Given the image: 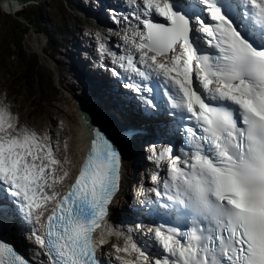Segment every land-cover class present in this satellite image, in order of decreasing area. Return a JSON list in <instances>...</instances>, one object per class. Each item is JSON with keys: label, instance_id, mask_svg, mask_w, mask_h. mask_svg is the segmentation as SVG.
<instances>
[{"label": "snow or ice", "instance_id": "6c2138e0", "mask_svg": "<svg viewBox=\"0 0 264 264\" xmlns=\"http://www.w3.org/2000/svg\"><path fill=\"white\" fill-rule=\"evenodd\" d=\"M128 4L142 28L125 32L129 50L109 53L113 63L166 85L171 114L189 122L178 154L170 146L150 149L157 168L167 164V176L163 192L147 191L174 217L172 224L149 228L159 251L143 250L107 227L121 155L99 129L74 182L57 191L69 176L58 146L0 104V196L33 224L31 237L47 257L40 264H104L97 252L111 236L123 240L112 245L119 264H264V0ZM142 99L156 107L153 99ZM151 179L161 182L159 174ZM0 264L32 262L0 238Z\"/></svg>", "mask_w": 264, "mask_h": 264}, {"label": "rangeland", "instance_id": "374dc122", "mask_svg": "<svg viewBox=\"0 0 264 264\" xmlns=\"http://www.w3.org/2000/svg\"><path fill=\"white\" fill-rule=\"evenodd\" d=\"M65 8L66 5L59 0H42L40 3H37L35 6L29 7L27 9L33 12L39 11L45 20H50L52 17H58L60 14V9L65 11L64 15H66L68 18H71L72 12H66ZM5 15L6 16H4V10L0 5V47H3L5 44L11 43L13 41L21 43L22 40H18L16 37V35H18L21 31L14 28V20L16 17L18 19L19 14H16V16H8L7 14ZM44 26L47 27L49 31H52L51 25L44 23ZM12 32L15 34V39L12 37ZM24 43L26 48L24 62L20 61L16 57H10L7 59L8 61L6 60L7 62L5 61L0 63V67H4L3 70L0 69V103L6 105L11 111L18 110L22 120L36 127H40L42 123H48L50 121L51 124L53 123L52 125H56L58 122L62 123L63 121L61 118H63L67 124V131L69 133L70 140H75L78 135L77 130L80 133H82V131L79 129L78 125L79 115L76 109L75 101L72 97L73 93H69L67 91L72 90L70 84H73L75 81L72 80L71 75L67 73V71H58V74L53 73V70L55 69L54 60H47V58L42 53L44 50H41L44 47L46 48L45 39L43 37L33 34V40L26 39V41L24 40ZM59 44H65L61 38H59ZM34 53L39 54L40 58L38 59ZM4 56H7L6 51L2 52L1 54V57ZM59 58L63 59V56H60ZM25 65L37 66V69L34 68L33 72H29L32 78L28 81V84L30 83V87H28V93H40L39 88L34 87L30 82L32 81L34 84H36V80L40 81V87L50 101L48 102V106L41 105L37 110H34V106L32 105L30 98H27V91H24L22 88L18 90L16 88L13 89V87H2V83L8 80L7 74H18L24 69ZM53 74L54 78L51 80V75ZM1 75H3L5 80H3ZM66 77L67 80L65 79ZM61 78L65 79L64 84L61 83ZM57 88H59V90H57ZM53 90L58 91V94H55ZM58 108H60L62 112H60ZM73 115H75L77 119ZM65 117L70 121H68ZM72 117H74L73 120ZM50 123H48V129L50 128ZM71 131L74 134V138ZM83 135L80 134L79 139H82ZM68 143L70 142L68 141ZM70 146L72 149L77 150V143L74 146L73 144Z\"/></svg>", "mask_w": 264, "mask_h": 264}, {"label": "trees", "instance_id": "16d2710c", "mask_svg": "<svg viewBox=\"0 0 264 264\" xmlns=\"http://www.w3.org/2000/svg\"><path fill=\"white\" fill-rule=\"evenodd\" d=\"M29 12L30 11H28V9H25L23 12L19 13L18 18H22V19L26 18L27 16L25 15L27 13L29 14ZM28 21L33 22V19L29 18ZM14 28L19 29L21 31L18 35H16L18 40L22 39L21 43L19 42L17 43L13 41L11 43L5 44L3 47H0V63L5 62L10 57H16L22 62H24L25 60L26 48H25L24 40L28 36L29 27L23 28V24L16 18L14 20ZM26 29H28V31ZM12 37L15 39V34L13 32H12ZM4 51L7 52V56L1 57V54ZM34 68L37 69V66L36 65H30V66L25 65L24 69L18 74L13 73L14 76L7 74L8 80L2 83V87H8V88L13 87V89L16 88L18 90L22 88L24 91H27V98H30L32 105L34 106V110H37L38 107L41 105L48 106V102L50 101L48 97H46L45 93L42 91L40 87V81L36 80V84L30 81L34 87L39 88L40 93H36V94L31 93V92L28 93V87H30V83L28 84V81L29 79L32 78L29 72H33ZM0 69L3 70L4 67H0ZM1 77L3 78V80H5L3 75H1Z\"/></svg>", "mask_w": 264, "mask_h": 264}, {"label": "bare ground", "instance_id": "6f19581e", "mask_svg": "<svg viewBox=\"0 0 264 264\" xmlns=\"http://www.w3.org/2000/svg\"><path fill=\"white\" fill-rule=\"evenodd\" d=\"M76 1H78L79 2V0H76ZM119 1V6H120V8L122 9V10H125L126 8H125V6H124V4H123V2L121 1V0H118ZM34 4H36V3H34ZM118 50H120V49H118ZM73 69H75V71H77V70H80V71H88V69L87 68H75L74 66H73ZM93 72H95V71H93ZM90 73H92V71H90ZM72 77V76H71ZM71 85V87H74V88H76L77 86L75 85V84H70ZM93 86H94V83H93ZM76 89H78V90H80L79 88H76ZM82 91V90H81ZM92 94H93V88H92V92H91ZM67 100V99H66ZM76 109H77V111H78V107L76 106ZM58 110L60 111V112H62L61 110H60V108H58ZM50 111V110H49ZM50 113V112H49ZM78 113H79V111H78ZM67 116V115H66ZM79 116H80V114H79ZM71 117V116H70ZM66 118V117H65ZM96 118H97V116H96ZM68 121H70L68 118H66ZM74 119V117H72V120ZM113 119H116V117L114 116L113 117ZM57 123V122H56ZM82 123V122H81ZM132 124H137V122H131ZM53 124V123H52ZM81 126H84L83 124L81 125V124H79V129H81ZM77 128V127H76ZM71 133H72V135H73V138H74V134H73V132L71 131ZM77 137L75 138V140H70V138H69V144L70 145H72L73 144V146L77 143V150L76 149H72L75 153L76 152H79V146L81 145V143H82V139H79V137H80V134L81 135H83V134H85V132L83 131L82 133H80L78 130H77ZM117 136L119 137V139H120V145H121V147H122V149H123V161H124V164H123V170H122V173H123V181H122V188H121V191H122V189L128 184V181H129V176L131 175V172H132V160L131 159H129V157H131V142H128L129 140H127L126 139V137H121L119 134H117ZM79 140V141H78ZM107 227H109L110 228V225L109 224H107ZM33 230V226L32 225H30V226H28V229H27V231H20L21 233H26V232H31ZM101 231V230H100ZM100 231L98 232H96V234H100ZM7 242H10V241H7ZM10 243H12V242H10Z\"/></svg>", "mask_w": 264, "mask_h": 264}, {"label": "water", "instance_id": "95a60500", "mask_svg": "<svg viewBox=\"0 0 264 264\" xmlns=\"http://www.w3.org/2000/svg\"><path fill=\"white\" fill-rule=\"evenodd\" d=\"M42 0H0V5H6L8 7H10V9H15V8H19L20 6H24L28 3L31 2H41ZM8 61V60H7ZM6 61V62H7ZM84 109V107H82ZM79 113H80V119L82 121V123L87 127V130L89 132H91L92 129V125L96 124L97 122H101L104 125L105 129H110L109 124L106 123L103 119H98V120H94V117L92 116V114H88L86 112H83L82 109H79ZM20 119L22 122H25L24 120H22L21 115H20ZM28 123V122H25ZM45 123H42L40 127H36L37 129H41L44 126Z\"/></svg>", "mask_w": 264, "mask_h": 264}]
</instances>
